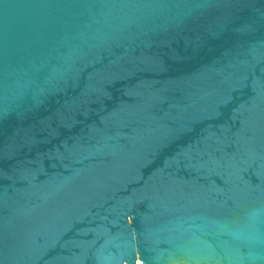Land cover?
Wrapping results in <instances>:
<instances>
[{
  "label": "water",
  "instance_id": "water-1",
  "mask_svg": "<svg viewBox=\"0 0 264 264\" xmlns=\"http://www.w3.org/2000/svg\"><path fill=\"white\" fill-rule=\"evenodd\" d=\"M0 264H264V0H0Z\"/></svg>",
  "mask_w": 264,
  "mask_h": 264
}]
</instances>
